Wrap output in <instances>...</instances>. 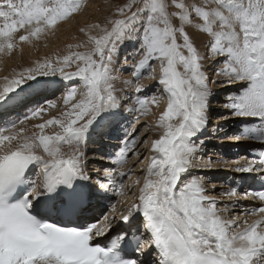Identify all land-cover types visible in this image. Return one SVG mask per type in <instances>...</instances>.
Wrapping results in <instances>:
<instances>
[{
	"label": "snow or ice",
	"instance_id": "obj_1",
	"mask_svg": "<svg viewBox=\"0 0 264 264\" xmlns=\"http://www.w3.org/2000/svg\"><path fill=\"white\" fill-rule=\"evenodd\" d=\"M81 8L82 0H0V52L16 47L19 30L27 33L21 42L39 38ZM186 26L208 36V57L222 65L214 74L237 85L224 107L258 121H242L235 138L257 141L262 150L257 159L237 162L235 172L257 173L264 185V0H126L114 18L91 26L98 31L89 36L90 49L37 63L0 86V264H264V188L221 190L233 209L237 197L260 201L245 219H229V205L220 208L207 194L216 186L209 189L203 176L191 174L197 157L203 159L212 92L205 57ZM126 43L133 50L121 57ZM120 59L132 77L123 83L135 95L116 94L112 65ZM73 65L74 71L66 70ZM57 75L66 110L36 124L38 133L24 135L18 124L56 107L47 96L53 83L47 78ZM144 78L156 80L153 93H145ZM162 99L167 103L156 121L159 138L139 140L134 125ZM125 112L134 119L119 150L107 157L111 164L103 175L93 172L84 150L90 132L102 122L118 127L129 120ZM50 126L58 130L46 134ZM138 145L152 154H142ZM129 153L148 161L142 185L139 178L125 182L134 171L125 169ZM137 185L138 194L131 192ZM129 193L134 202L126 208H118L117 200L99 218L86 215L93 201ZM117 223L128 227L113 236Z\"/></svg>",
	"mask_w": 264,
	"mask_h": 264
},
{
	"label": "rangeland",
	"instance_id": "obj_2",
	"mask_svg": "<svg viewBox=\"0 0 264 264\" xmlns=\"http://www.w3.org/2000/svg\"><path fill=\"white\" fill-rule=\"evenodd\" d=\"M125 2H126V0H82V8H81V10L79 12H77V13H74L71 16V17L75 16L74 17L75 19L69 21L65 25H62V24L64 22H66L67 20H70L71 17L69 19H67L66 21L64 20V21L59 22L58 25L55 26L54 29L47 31L46 38H44L42 40H40V39L43 36H40V39L36 38V37H30L29 41L21 42L19 40V36L20 35H27V33L25 32L24 29H21V31L19 30L17 33L14 34L16 47L13 50H11L10 52L9 51L0 52V78H3V77L6 78L7 77L8 79H11L15 75H18L20 73H26V71L28 69L34 68L37 65V63H43L44 61L49 60V59H51L54 62L60 56V54H62V53H63V56H65V55H68L70 52H73V51L84 52L87 49H90L92 47V45L90 43H88V39L89 38L87 39L86 38L87 36L85 37L82 34L85 33L86 29H88V30L90 29V30L94 31L93 35H96L98 30L91 28V26L95 25L97 23L103 25L104 22L106 21V19L114 18L116 7L117 6H122L123 3H125ZM94 15H96V19L99 18L101 21L97 22V20H96V21H93L88 26H86L87 20L90 17L94 16ZM50 31H52V32L49 35ZM186 31H188V33L190 35L189 26H186ZM70 37L73 39V42H71V43L68 42ZM190 37L193 39V42H194L195 46L197 47L198 51L200 52V54L205 57L204 61H206V56L208 54V49H207L206 45L208 43L209 38L206 37V39H204V40L201 39L200 40L199 36L194 37V35H190ZM197 37H199V38H197ZM131 39L135 40V37L133 36V37H131ZM85 44L87 45V48H85L83 46ZM132 50H133V47H131V52H132ZM28 51L30 52V54L27 53ZM13 52L15 53V55L12 56L11 54H14ZM121 53L122 52H120V54ZM127 53H128V51H127ZM17 55H22V59H23L22 61L23 62L20 63V60L18 59L19 57H17ZM121 57H123V55ZM6 58H10V59L13 58L12 60H15V61L7 60V62H5L4 59H6ZM138 58L139 57H137V59ZM204 61H203L204 71L205 72L208 71V73H206V75L208 74L207 75V77H208L210 72L213 70V68L207 67L209 64H207L206 62L204 63ZM15 62L17 64L16 65L17 66L16 70H15V65H14ZM120 62H123V60L120 59L119 62H116V63H114L112 65V68L115 69V71L113 69V74L117 77V82L113 83L114 87L117 89V95L120 96V95H122L124 93H130L131 95H135V90H133V87H127L124 83H122L125 80H123V81L119 80L121 78L132 79L131 70L129 69V66H127L126 69L123 68L122 70H119V71L117 70V69H119ZM129 64H131V60H129ZM124 65H126V64H124ZM66 70L67 71H74L75 70V65H73L71 68H68ZM157 72H158V68H157ZM6 73H9V74L6 75ZM214 73H215V71H214ZM214 73H213V77L216 76ZM47 79L52 80L53 83H54V82L59 81L60 77H59V75H57L55 77H51L50 76ZM226 80H223L221 82L224 83V81H226ZM3 83H4V81H3ZM141 83H142V85H143V87L145 89V93H153L155 91L156 80L154 81L152 79V81L148 82V78H144V79L141 80ZM212 83L213 82H211V86L210 87L216 88V89L220 88V87H217V86H212ZM218 84H220V83H218ZM121 89H123L124 91L123 92L120 91ZM61 90L62 89H60V90H52L53 93L50 96V97L53 98V100H56L58 102L56 104V106L60 104V99L62 98V96L57 93V92H59ZM132 90H133V92H131ZM221 90L222 89H220V90L218 89L219 92ZM233 91L228 92L226 95L228 96V94H230ZM142 94H144V93H142ZM220 94H221V96L225 95V93H223V92L220 93ZM55 95H57V96H55ZM227 96H223L222 97V99L224 98L225 104L228 102L227 101ZM129 103H131V101H129ZM166 103H167L166 100L162 99L161 102L158 105L159 109H157V110H152L151 109V114L149 116L145 117V119L143 121H141L139 124L134 125L138 129H140L141 135L138 137L139 140H143V139L147 138L149 140V142H150V141H152L154 139L159 138L160 131L158 129H156V121H157V119L159 117L160 112H162L165 109ZM50 109L51 108L48 109L47 113H45L43 115V117L33 118L30 121H26L24 125L25 126L26 125H32L33 128L31 127V130H34V125L39 124L40 123L39 121L43 122V121H45L47 119H51L52 115L53 116L56 115L55 110L51 111ZM216 110L215 111H212V110L210 111L213 118L215 116L218 117L220 115V111L217 112ZM230 111L231 110H229V112ZM21 115H23V112L21 113ZM127 115L129 116V120H126V121H128V123H130V121L133 120L134 117L130 116V114H127ZM15 119H17V118H15ZM235 120H237V118L233 119V121H235ZM124 121L125 120H122L121 122H124ZM142 125H151L152 126V130L148 131V132H145L144 129L142 128ZM21 126H23V125H19L18 124V128L21 127ZM120 126L121 125L119 124L118 127H120ZM126 128L128 129L129 125H127ZM25 132H26V134H24V135H31L33 133V132H27V131H25ZM34 132L38 133L39 130H37V131L35 130ZM224 133H225L224 134L225 137L226 136L227 137H229V136L232 137V135L237 134V131H235V133H228V131H226ZM218 137L220 138V136H218ZM205 140H208V139H205ZM214 140L215 141H213V140L207 141V143H208L207 146L212 145V148H215V149L210 148V146L207 147L208 149L204 150L203 159L211 161L209 167L210 168H214V169H212V172H215V173L217 172L216 174H213L211 177H208L209 179L207 178V180H219V182H221V183L225 182L224 184H221L222 186H216V191H215V193H213V194H215L216 199L218 201L222 202V203H218L217 206L220 207V208H223L225 205H227V204H225V202L229 203V200H228V198L226 196L225 197H218V194L220 193L221 190L224 189L223 185L226 186L225 187L226 189L229 188L230 186L233 187L231 184L228 183L229 180L226 181L225 176L229 175V174H227L226 171L230 170V167H234L236 162H238V163L242 162V163L246 164V156L244 155L245 153L244 154L243 153L233 154V152H230V149L232 150L233 148H229V149L227 148L225 151L221 150V149H218L219 145L217 144L218 143L217 137L214 138ZM216 145H218V147ZM243 145H246V144H243ZM242 146H240V147H242ZM138 147H139L140 150H142L143 146L138 145ZM216 147H217V150H218L217 153L218 154L221 153V154H219V155H221V158L212 157V155L215 156V154H217L215 152L216 151ZM62 150L65 153H67L69 151V147L66 145V146L63 147ZM210 150H212V151H210ZM142 154H147L149 156L151 155V154H149V152L146 149L142 150ZM238 155L240 157H238ZM135 157L136 156H132L130 154L128 162L125 165V169L134 166V171H133V175L131 177V180H127L126 179V181H125L126 184H131L133 181H135L138 178L140 180L143 179V176L141 174V169L146 168V166L148 164V161L143 159V155H141L139 158L137 157L136 159H134ZM232 158L234 159V160H232V162H234V165H227L230 162V159H232ZM198 159H200L199 156H198ZM140 161H142V162H140ZM202 163H205V162L203 161L200 164H202ZM142 164H144L145 166H140ZM215 164H219L220 166L215 165ZM104 167H106L105 163L102 164L101 166H99L98 169L95 172H99L100 173V171H101L100 169H103ZM221 171L223 172V174L224 173H226V174L221 175V173H222ZM101 175H103V174H101ZM142 182H143V180H141V184H142ZM139 187H140V185H137L135 188H133L131 190V192H135L136 194H138ZM242 199L243 198L241 197L240 200L242 201ZM117 200H119V201L122 200V202L118 205V208L123 209V208L127 207L128 203L134 202V196L131 195V193H129V195H127L125 197H116L115 199H113L112 203H116ZM245 202L246 201H243V203H245ZM107 207L108 206H105L104 209L101 211V213L106 211ZM249 208H250V206H248V208L245 211H243V209L240 208V207H236L235 209H230V205H229V211H228V213L224 214V216H225V218H229V219L235 218V217L238 216L241 220H243V219H245V215L244 214H245V212L247 210H249ZM248 219H249V221H251L253 219H256V217H248Z\"/></svg>",
	"mask_w": 264,
	"mask_h": 264
},
{
	"label": "bare ground",
	"instance_id": "obj_3",
	"mask_svg": "<svg viewBox=\"0 0 264 264\" xmlns=\"http://www.w3.org/2000/svg\"><path fill=\"white\" fill-rule=\"evenodd\" d=\"M75 16H73V17H71V19L70 20H65L66 22H64L62 25H65V24H67L69 21H71V20H74L75 18H74ZM95 19V20H94ZM97 20V22L98 21H101L99 18L98 19H96V15H94V16H92V17H90L88 20H87V22H86V26H88L89 24H91L93 21H96ZM82 21V20H81ZM80 21V22H81ZM57 28V27H56ZM85 29V28H84ZM21 31V30H20ZM196 31L197 30H195V29H193L191 26H189V32H190V35H194V37H196L197 35H195V33H196ZM51 32L52 31H50L49 32V35L51 34ZM84 32V31H83ZM93 32L94 31H92V30H88V29H86L85 30V33H83L82 35L83 36H87L86 38L88 39L89 38V36L90 35H93ZM46 35H47V32H45V33H43V34H41L40 36H43V37H41V39H40V37H39V39L40 40H42V39H44V38H46ZM199 37H197V38H199L200 40L202 39V40H204V39H206V37H208L206 34H200V35H198ZM80 39V38H79ZM132 40V39H131ZM132 41H134V40H132ZM68 42L69 43H71V42H73V39L70 37L69 38V40H68ZM130 45V46H129ZM131 47H133V44L132 43H126L125 44V46L121 49V56L123 55V56H125L126 54H129V53H131ZM26 48V47H25ZM65 48V47H64ZM31 51V50H30ZM127 51H128V53H127ZM14 53V52H13ZM28 54H30V52L28 51L27 52ZM12 56L13 55H15V53L14 54H11ZM15 57V56H14ZM13 57V58H14ZM17 57H19L18 59L20 60V63L21 62H23L22 60V55H17ZM59 57H63V53L62 54H60V56ZM12 58V59H13ZM12 59H10V58H6V59H4L5 60V62H7V60H11V61H15V60H12ZM3 60V61H4ZM215 60H216V58H209L208 57V54H207V56H206V61H204V63L206 62L207 64H209L207 67H209V68H213V70L210 72V74H209V76H208V82H209V86H211V82H213V81H215L214 83H212V86H217V87H220V88H218L219 90L220 89H222L220 92L218 91V89H216V88H212V87H210V89H211V92H212V95H211V97H210V110H209V124H208V127H207V129L205 130V132L203 133V135L201 136V139H203L204 141H205V150L206 149H208L207 147H209L210 146V148H212V145H209V146H207V141H211V140H213V141H215L214 140V138H216L217 137V139H218V145H219V148L218 149H221V150H226L227 148L229 149V148H233L232 150L230 149V152H234L237 148H239L240 146H242L243 144H247V142L245 143L244 141H242V139H240V140H237L235 137L237 136V134H234V135H232V137H225V133L224 132H226V131H228V133H235V129H234V123L236 122V120L235 121H233V119H235V118H237L236 116H234L233 114H232V112L230 111L229 112V109H227V108H225L224 107V105H225V101H224V98L222 99V97L223 96H227L226 94L228 93V92H230V91H233V90H235V88L237 87V85L236 84H228V83H223V82H221V81H223V80H226L227 79V77H224V76H218V75H216V76H214L213 77V73H214V71L216 70V68L219 66V67H222V65H218L216 62H215ZM14 65H15V70H16V68H17V64H16V62L14 63ZM118 66V65H117ZM127 66L128 65H124V63L123 62H120V66H119V69H117L118 71L119 70H122L123 68H127ZM206 67V66H205ZM7 68V67H6ZM114 69V68H113ZM207 69V68H206ZM205 69V70H206ZM14 70V71H15ZM116 70V71H117ZM210 70V69H209ZM114 71H115V69H114ZM10 73V72H9ZM9 73H6V75H8ZM206 73H208V71H206ZM208 75V74H207ZM212 75V76H211ZM220 78V79H219ZM218 79V80H217ZM119 80H128L127 78H121V79H119ZM3 81H4V83H6V81H5V77H3V78H0V86H3ZM150 81H152V79H148V82H150ZM155 81V80H154ZM219 81V82H218ZM114 82H117V79L116 80H114L113 81V83ZM121 82V81H120ZM124 82V81H123ZM122 82V83H123ZM64 83H67V81H65ZM218 83H220V84H218ZM53 85V86H52ZM52 85H50V87L51 88H53L52 90H57L58 88H60V89H62L63 90V92L61 93V91H59L60 93H58L59 95H61V96H63L64 94H66L65 93V90L63 89V88H61L60 87V85L57 83V82H54V83H52ZM59 85V86H58ZM51 90V93H49V96H48V98L50 99H53L52 97H50L51 96V94L53 93V91ZM133 90H134V88H133ZM133 90L131 91V92H133ZM225 93V95H222L221 96V94L220 93ZM117 94V93H116ZM120 94V93H119ZM124 94H126V93H124ZM124 94H122V95H124ZM127 94H130V93H127ZM122 95H120V96H122ZM55 96H57V95H55ZM218 100V101H217ZM43 103V101H41V104ZM58 103V102H57ZM151 109L152 110H157V109H159V106H156V105H153L152 107H151ZM217 109V110H216ZM51 111H53V110H55V112H56V115H52L51 116V118H53V117H56V118H61V115H62V113L66 110V107L64 106V104H63V100H62V98L60 99V104L59 105H57L56 107H53V108H51L50 109ZM217 111V112H219L220 111V115L217 117V116H215L214 118L212 117V115H211V112L210 111ZM228 110V111H227ZM127 112H125V114H126ZM128 114V113H127ZM126 114V115H127ZM128 116V115H127ZM16 116L15 115H13L12 116V118H15ZM241 118V117H240ZM145 119V118H144ZM144 119H141L140 121H139V123L141 122V121H143ZM245 120H250V119H252V118H244ZM40 123H43L42 121H39ZM29 123V122H28ZM38 123V122H37ZM123 122H121V124H122ZM138 123V124H139ZM27 126V127H26ZM23 125V126H21V127H23V128H25L26 129V131L27 132H34L35 130L37 131V130H39L38 128H36L35 127V125H34V130H31V127H32V125ZM211 126V127H210ZM109 127H111V125H107V123L106 122H102L101 123V125L99 126V127H97V126H94V131L93 132H90V134H89V137H88V140H87V143H86V147H85V151L87 152V155H88V157H89V163H88V168L89 169H91L93 172H95L97 169H98V167L99 166H101L102 164H104V160L102 159V155H101V150H103L104 148H105V143H107V141H108V139L107 138H110V133H109ZM222 127V128H221ZM33 128V127H32ZM58 130V128H56L55 126H50V127H47L46 129H45V133L46 134H52L54 131H57ZM95 132V134H93ZM115 132V131H114ZM123 135H124V132H121ZM24 134H26V132L24 133ZM218 136H220V138L218 137ZM120 139H122V138H124V136L123 137H119ZM205 139H208V140H205ZM114 141V142H113ZM112 142L114 143V144H116V146H118V145H121V140H118V139H116V140H113ZM249 141V140H248ZM66 146V145H65ZM64 147V146H63ZM145 148L144 147H142V150H144ZM212 149H215V148H212ZM116 150V149H115ZM142 150H140V152L142 153ZM220 150V151H221ZM210 151H212V150H210ZM215 151V150H214ZM213 151V152H214ZM217 147H216V153H217ZM239 152V151H238ZM149 154H152L151 152H149ZM219 154H221V153H219ZM218 153L217 154H215V156H213L212 155V157H219V158H221V155H219ZM210 155V154H209ZM204 157V156H203ZM238 157H240L239 155H238ZM137 157H135L134 159H136ZM133 160V159H132ZM232 160H234L233 158L232 159H230V162L227 164V165H234V162H232ZM134 161V160H133ZM200 161V162H199ZM209 162V160H205V159H202V160H200V159H198V157H197V160H196V163H197V165H198V167L197 168H194V169H192L191 170V174L192 175H196V176H203L204 178H205V186L207 187V188H211V186L214 184L215 186H222L221 184H224V183H221V182H219V180H207V178L208 177H211L213 174H216L215 172H212V169H214V168H210V167H208V168H201V167H199V165H200V163L201 162ZM108 163V162H107ZM240 165H244L245 163H242V162H240L239 163ZM215 165H218V166H220L219 164H215ZM236 165H237V162L235 163V166L234 167H230V170H227L226 172H227V174H229V175H231V176H233V177H238V176H241V173H237V172H235V167H236ZM140 166H145L144 164H142V165H140ZM101 170V169H100ZM137 172V171H136ZM222 172V171H221ZM100 174H101V171H100ZM202 174V175H201ZM224 174H226V173H224ZM223 174V172L221 173V175H224ZM137 175V174H136ZM205 175V176H204ZM209 179V178H208ZM141 180H143V179H141ZM143 183V182H142ZM220 184V185H219ZM142 185V184H141ZM232 186H235L234 184H231ZM223 187H224V189H226L225 187L226 186H224L223 185ZM231 187V186H230ZM229 187V188H230ZM240 191V190H239ZM244 191H246L245 189H241V191H240V193L242 194ZM213 193H215V192H213V191H209L207 194H209V195H211V196H214L215 198H216V196H215V194H213ZM218 197H221L220 196V194H218ZM242 197V196H241ZM241 197H237V198H234V199H238V200H240V198ZM229 200V199H228ZM121 202H122V200H121ZM220 203H222L221 201H220ZM225 204H227V205H230V202L229 203H226L225 202ZM250 202H248V201H246L245 203H243V200L241 201H239V203H238V205L236 206V207H240V208H242L243 209V211H245L247 208H248V206H250ZM242 206V207H241ZM235 207V208H236ZM234 208V209H235ZM230 209H233V208H231V206H230ZM100 213V212H99Z\"/></svg>",
	"mask_w": 264,
	"mask_h": 264
}]
</instances>
